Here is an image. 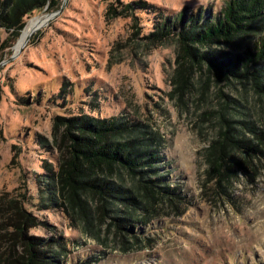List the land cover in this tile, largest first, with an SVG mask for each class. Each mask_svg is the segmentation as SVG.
<instances>
[{"label":"rangeland","instance_id":"1","mask_svg":"<svg viewBox=\"0 0 264 264\" xmlns=\"http://www.w3.org/2000/svg\"><path fill=\"white\" fill-rule=\"evenodd\" d=\"M57 1L18 29L0 0V264H21L36 238L57 264H264V91L251 81L200 82L172 24L215 15L229 0ZM55 13L17 47L31 20ZM229 97L239 102L237 134L254 147L245 159L234 152L240 164L218 179L206 149L225 129L219 111ZM84 116L131 120L161 136L165 179L134 231L118 220L127 216L119 198L102 213L85 195L87 217L46 199L64 133Z\"/></svg>","mask_w":264,"mask_h":264},{"label":"trees","instance_id":"2","mask_svg":"<svg viewBox=\"0 0 264 264\" xmlns=\"http://www.w3.org/2000/svg\"><path fill=\"white\" fill-rule=\"evenodd\" d=\"M59 5L57 0H5L3 11L22 29L34 10L46 6L55 10ZM172 24L173 28H181L182 57L189 70L200 71V82L203 77L213 76L217 81H234L246 89L251 81L254 87L264 91V0H229L215 15L185 17L183 14ZM162 27L153 35L167 33L168 25ZM215 45L243 54L221 50ZM219 94L226 97L222 90ZM238 103L231 97L228 102L222 100L219 112L225 129L219 133L221 138L214 139L206 149L212 172L218 179L231 171L234 164H240L234 153L237 150L243 152L244 159L245 153L252 157L253 142L247 141L245 134H237L240 129L235 117L239 112L232 104ZM71 120L73 123L64 133V160L57 174L51 172L52 182L46 185L50 207L67 202L72 209L77 207L86 215L88 194L97 197L103 213L117 205L110 198H119L127 216L118 220L134 231L140 217L146 219L139 209L150 211L149 207L161 193L155 183L165 179L159 174L164 161L161 136L127 119L84 116ZM245 123L249 129L255 128L250 126L252 122ZM58 186L60 193H56ZM18 228H22L21 224ZM41 242L36 238L25 243L21 264H57L54 256L41 249Z\"/></svg>","mask_w":264,"mask_h":264},{"label":"bare ground","instance_id":"3","mask_svg":"<svg viewBox=\"0 0 264 264\" xmlns=\"http://www.w3.org/2000/svg\"><path fill=\"white\" fill-rule=\"evenodd\" d=\"M48 19H49V15L40 16V17H37V18H34L33 20H31L29 22V24L26 26V28L24 29V31L20 37V40L17 44V47H19L22 43H24V41L28 37V35H30L34 31H36V29H38L42 25L46 24Z\"/></svg>","mask_w":264,"mask_h":264},{"label":"water","instance_id":"4","mask_svg":"<svg viewBox=\"0 0 264 264\" xmlns=\"http://www.w3.org/2000/svg\"><path fill=\"white\" fill-rule=\"evenodd\" d=\"M55 15H56V13H55V14H51L50 17H49V20L52 19ZM39 28H40V27H39ZM39 28H38V29H39Z\"/></svg>","mask_w":264,"mask_h":264}]
</instances>
